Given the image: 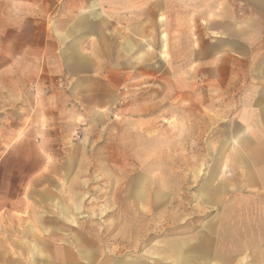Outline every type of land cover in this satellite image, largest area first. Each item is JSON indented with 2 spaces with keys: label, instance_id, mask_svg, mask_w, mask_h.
<instances>
[{
  "label": "rangeland",
  "instance_id": "rangeland-1",
  "mask_svg": "<svg viewBox=\"0 0 264 264\" xmlns=\"http://www.w3.org/2000/svg\"><path fill=\"white\" fill-rule=\"evenodd\" d=\"M29 1L0 0V14L23 19L17 25L24 37ZM35 1L53 9L65 1L79 12L96 1L92 41L107 36L119 50L129 39L134 46L124 61L139 56L145 71L113 72L99 54L81 78L84 100L76 101L60 149L45 152L39 140L26 143L25 152H0V264H41L44 257L46 264H158L155 246L194 243L215 217L217 208L201 204L205 187H224L215 200L264 201V192L245 185L241 154L264 152V140L252 138L264 130L238 124L251 112L241 103L250 93L241 88L264 84L257 73L264 70V0ZM7 25L0 20V31ZM234 31L260 39L246 51L253 60L224 44ZM138 42L143 52L135 51ZM54 85L64 88L63 79Z\"/></svg>",
  "mask_w": 264,
  "mask_h": 264
},
{
  "label": "crops",
  "instance_id": "crops-1",
  "mask_svg": "<svg viewBox=\"0 0 264 264\" xmlns=\"http://www.w3.org/2000/svg\"><path fill=\"white\" fill-rule=\"evenodd\" d=\"M29 3L27 10L31 18L28 21L31 31L27 37H24L23 31L17 25L23 20L21 16L14 12L0 14V20L8 24L0 31V152H25L26 143L39 140L43 143L45 152L60 149L59 144L63 146L64 136L74 126L76 101L84 100L79 96L81 78L90 75L88 70L98 61L99 54L105 53L106 66H110L113 72H117L119 68L135 67H142L145 71V60L139 62V56L133 61H124L125 54H129L131 46H134L129 39H125L119 50L107 36L105 40L92 41L100 15L99 11H96V1L84 7L83 12H79L78 7L68 5L65 1L59 3L55 9L42 6L35 0ZM217 30L223 36L226 27L219 25ZM160 38V51L164 52L166 34L163 31ZM223 41L228 44L230 51L243 56L247 54L250 58L247 49L253 50L255 45H259L260 39L246 41L234 31ZM225 46L223 45L224 51ZM144 48L145 44L140 46L138 42L135 51L140 53ZM120 55L122 65L119 62ZM251 59H254V55ZM101 61L103 62V58ZM257 73L264 76L262 69H258ZM56 78L63 79L64 88L56 89ZM241 92L250 93V96L241 97V103L249 105L251 112L250 116H243L244 113H241L242 118L238 124L257 125L264 130V84L251 85L249 88L243 86ZM32 110L35 117H30ZM42 114L47 115L44 122L38 118ZM244 131L245 128L239 129L235 135H241ZM258 134L260 136L252 138L264 140V131H259ZM4 142H7L9 148H2ZM253 151L250 149L249 152H241L245 164V185L264 192V152ZM4 161H0V170ZM8 173L14 182L13 171ZM2 188L0 180V206L3 202ZM223 190L224 187L217 184L211 190L205 187L200 192L201 204L205 202L217 208L215 217L209 219L198 234L200 237L209 234L213 238L209 247L213 255L210 260L215 258L220 264H232L230 262L233 258V264H264V220L259 218L264 211V201L254 203L242 200H215ZM164 243L155 246L154 260L158 264H175L181 256L179 250ZM187 247L190 248L188 245ZM66 260L71 261L70 257H66ZM197 260L199 259L190 263L199 264ZM46 263L44 257L41 264ZM113 264L120 263L115 260Z\"/></svg>",
  "mask_w": 264,
  "mask_h": 264
},
{
  "label": "bare ground",
  "instance_id": "bare-ground-1",
  "mask_svg": "<svg viewBox=\"0 0 264 264\" xmlns=\"http://www.w3.org/2000/svg\"><path fill=\"white\" fill-rule=\"evenodd\" d=\"M143 189H144V187H142L141 190H143ZM135 192L138 194V189L135 190ZM207 231H204V232H207ZM202 236L203 237L197 236V239H196L197 242H196V240L194 241L197 244L193 243L192 240L189 243H186V246L180 244L179 242L177 243V242L167 241L166 243H164V244L170 245V247L173 246L175 250H179V255H181V256H179L180 258L175 264H191L190 262L192 260L197 259V258L199 259V260H197V262L199 261L198 262L199 264H220V263H218L217 259L215 260V258L210 260L213 255L211 254L209 247L212 243L213 238L209 234L206 236H204V235H202ZM187 245L190 246V248L187 247ZM184 247H186V249ZM192 250H194V251H192ZM163 252H164V250H162V253Z\"/></svg>",
  "mask_w": 264,
  "mask_h": 264
}]
</instances>
